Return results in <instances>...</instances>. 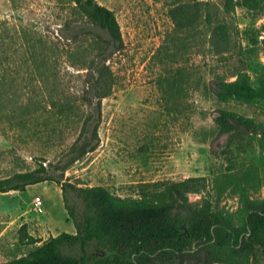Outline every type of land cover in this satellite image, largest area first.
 Returning a JSON list of instances; mask_svg holds the SVG:
<instances>
[{"label":"rangeland","instance_id":"374dc122","mask_svg":"<svg viewBox=\"0 0 264 264\" xmlns=\"http://www.w3.org/2000/svg\"><path fill=\"white\" fill-rule=\"evenodd\" d=\"M98 1L117 16L125 47L109 62L117 84L113 94L102 99L100 144L66 171L65 180L84 187H107L129 200H140L145 191L155 194L164 187H152L157 182L192 177L211 181L228 167L257 165L263 178L260 196L264 197V149L244 128L223 133L216 121L228 110L264 124L263 99L246 104L217 98L218 83L235 79L241 71L249 72L256 86L264 79V8L248 11L239 3L226 13L223 4L214 0L224 21L217 53L209 40L211 30L200 40L191 39L194 23L188 5L175 11L176 19L172 17V8L189 0ZM20 3L14 7L11 0H0V21L30 24L54 41L68 34L61 27L68 15L61 0ZM61 66L66 72L64 83L76 92L83 71ZM54 93L56 109L20 107L15 119L0 122V178L38 170L48 175L62 173L65 153L91 109L78 92L70 97L60 86ZM211 185L212 181L205 190L192 191L190 199L199 201L209 197V192L214 199ZM30 191L32 197L20 191H0V262L34 248L26 243L27 234L41 240L59 235L49 229V215L59 218L65 228L62 232L74 231L57 183L42 182ZM37 196L43 198L41 207L35 203ZM222 204L235 210L238 199L227 195ZM259 264H264L263 257Z\"/></svg>","mask_w":264,"mask_h":264},{"label":"trees","instance_id":"16d2710c","mask_svg":"<svg viewBox=\"0 0 264 264\" xmlns=\"http://www.w3.org/2000/svg\"><path fill=\"white\" fill-rule=\"evenodd\" d=\"M11 1L14 7L21 5V0ZM61 1L68 9L61 27L68 34L55 41L30 24L0 21V122L15 119L20 107L56 109L54 92L60 86L67 96L78 92L91 110L65 153L60 176L43 170L16 173L0 178V191H26L41 182L57 183L76 233L62 232L46 240L27 234L26 243L34 248L0 264H259L261 257L264 260V197L260 196L263 178L257 165L228 167L214 174V199L209 192V197L199 201L189 195L209 187L207 177L154 183L152 187H164L155 194L145 191L140 200H129L107 187H84L65 180L66 171L100 144L102 99L112 95L117 84L109 62L125 42L114 11L98 0ZM189 1L172 8V17L176 19L175 11L188 5L194 23L191 39L200 40L211 30L212 49L220 53L218 38L224 33L220 7L214 0ZM218 1L226 13L239 3L248 11L264 8V0ZM63 63L83 71L76 92L64 83ZM217 96L225 103L254 104L264 100V79L256 86L251 74L241 71L235 79L218 83ZM216 121L223 133L244 128L264 149V124L255 118L224 110ZM227 195L238 199L235 210L222 204Z\"/></svg>","mask_w":264,"mask_h":264},{"label":"crops","instance_id":"0c3cea01","mask_svg":"<svg viewBox=\"0 0 264 264\" xmlns=\"http://www.w3.org/2000/svg\"><path fill=\"white\" fill-rule=\"evenodd\" d=\"M42 183V182H41ZM41 183H38V184H35V185H32V186H29L28 187V189L26 190V191H20V192H22V193H24V194H28L30 197H32V193H31V189L33 188V187H35V186H37V185H40ZM64 201V200H63ZM43 204H44V202H43ZM64 205V204H63ZM61 213H63V214H65L63 211L61 212ZM46 217V216H45ZM67 217L68 216H66V220H67ZM47 219H49V225H48V227H49V229L50 230H52V232H53V234H55L54 233V231L56 232H58V234H60V233H62V231L63 230H65V228H64V226L62 225V227H61V225L59 224L60 222H59V218H58V221H57V219H55L52 215H49V217L47 216L46 217V220ZM70 221H68L67 220V222L68 223H70L72 220L71 219H69ZM73 222V221H72ZM74 223V222H73ZM75 226V225H74ZM71 233H76V228H74V231L73 232H71ZM57 234H55V236H56Z\"/></svg>","mask_w":264,"mask_h":264},{"label":"built area","instance_id":"2783aa9c","mask_svg":"<svg viewBox=\"0 0 264 264\" xmlns=\"http://www.w3.org/2000/svg\"><path fill=\"white\" fill-rule=\"evenodd\" d=\"M35 203L37 206L41 207L43 205V198L41 196H37L35 199Z\"/></svg>","mask_w":264,"mask_h":264}]
</instances>
